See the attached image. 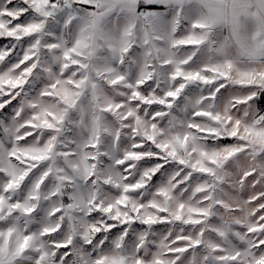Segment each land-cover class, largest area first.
<instances>
[{
    "label": "snow or ice",
    "instance_id": "snow-or-ice-1",
    "mask_svg": "<svg viewBox=\"0 0 264 264\" xmlns=\"http://www.w3.org/2000/svg\"><path fill=\"white\" fill-rule=\"evenodd\" d=\"M0 264H264V0H0Z\"/></svg>",
    "mask_w": 264,
    "mask_h": 264
}]
</instances>
